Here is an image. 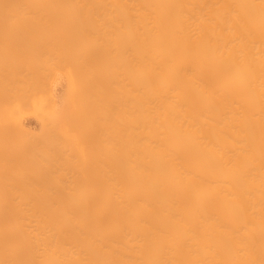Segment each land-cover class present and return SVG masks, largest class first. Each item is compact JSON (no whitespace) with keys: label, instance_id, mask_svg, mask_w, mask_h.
I'll list each match as a JSON object with an SVG mask.
<instances>
[{"label":"bare ground","instance_id":"6f19581e","mask_svg":"<svg viewBox=\"0 0 264 264\" xmlns=\"http://www.w3.org/2000/svg\"><path fill=\"white\" fill-rule=\"evenodd\" d=\"M0 20L33 69L104 58L76 128L93 111L92 144L109 138L104 165L63 181L81 146L11 128L0 264H264V0H0Z\"/></svg>","mask_w":264,"mask_h":264},{"label":"rangeland","instance_id":"374dc122","mask_svg":"<svg viewBox=\"0 0 264 264\" xmlns=\"http://www.w3.org/2000/svg\"><path fill=\"white\" fill-rule=\"evenodd\" d=\"M19 28L23 26L16 20H0V149L5 150L4 154L10 153L17 147L13 141L11 128L16 125L27 126L33 133L40 131L37 134H46L42 140L51 148L57 146L70 150L74 145H80L82 154L78 159L74 158L71 161L70 165L74 166L60 179L72 181L83 178L84 166L89 165L91 161H98L104 165L108 157L109 138L106 136L105 127L102 128L99 142L95 144L91 142L93 111L89 112L84 126L79 124L82 130L78 131L76 128L79 105L82 101H89L84 87L93 86L96 73L108 64H105L104 58L95 68L85 64L83 73L78 75L79 78L73 73L71 77L72 74L57 65L56 61L33 69L31 40L27 35L19 32ZM112 32L113 35L123 33L117 26L112 27ZM85 44L89 45L88 40H85ZM84 51L85 48L78 53L82 54ZM98 88L104 93L102 98L107 95L102 83ZM43 115H45L44 119ZM55 133L67 139L59 141ZM42 143L40 141L41 145ZM92 175L94 181L86 185L87 193L96 192L101 180L107 179L105 168H100ZM85 180L87 182V179Z\"/></svg>","mask_w":264,"mask_h":264}]
</instances>
